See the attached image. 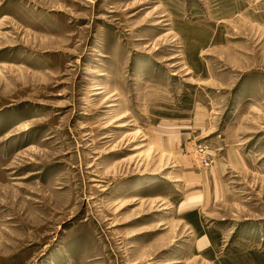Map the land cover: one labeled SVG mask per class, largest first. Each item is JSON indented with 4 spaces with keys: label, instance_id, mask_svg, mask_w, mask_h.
Wrapping results in <instances>:
<instances>
[{
    "label": "rangeland",
    "instance_id": "374dc122",
    "mask_svg": "<svg viewBox=\"0 0 264 264\" xmlns=\"http://www.w3.org/2000/svg\"><path fill=\"white\" fill-rule=\"evenodd\" d=\"M0 264H264V0H0Z\"/></svg>",
    "mask_w": 264,
    "mask_h": 264
}]
</instances>
